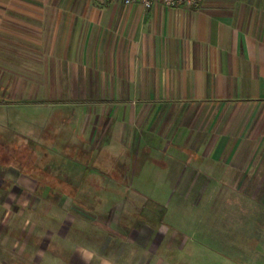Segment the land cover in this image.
Instances as JSON below:
<instances>
[{
  "label": "crops",
  "instance_id": "0c3cea01",
  "mask_svg": "<svg viewBox=\"0 0 264 264\" xmlns=\"http://www.w3.org/2000/svg\"><path fill=\"white\" fill-rule=\"evenodd\" d=\"M10 112L51 131L40 160L69 152L84 177L264 192V0H0V130Z\"/></svg>",
  "mask_w": 264,
  "mask_h": 264
},
{
  "label": "rangeland",
  "instance_id": "374dc122",
  "mask_svg": "<svg viewBox=\"0 0 264 264\" xmlns=\"http://www.w3.org/2000/svg\"><path fill=\"white\" fill-rule=\"evenodd\" d=\"M20 115L10 112L7 127L24 136L0 130L13 135L0 141L8 146L0 153V264H84L77 250L87 249L97 254L91 264L107 255L118 264H264L259 187L213 190L209 178L199 190L158 176V184L137 178L135 187L134 177L111 167L108 177H84L76 162L60 160L72 159L69 152L40 160L51 131L16 129L28 117Z\"/></svg>",
  "mask_w": 264,
  "mask_h": 264
},
{
  "label": "built area",
  "instance_id": "2783aa9c",
  "mask_svg": "<svg viewBox=\"0 0 264 264\" xmlns=\"http://www.w3.org/2000/svg\"><path fill=\"white\" fill-rule=\"evenodd\" d=\"M104 4L120 2L124 6H141L150 9L155 4H160L167 8H197L201 6L203 0H98Z\"/></svg>",
  "mask_w": 264,
  "mask_h": 264
},
{
  "label": "clouds",
  "instance_id": "9594fccd",
  "mask_svg": "<svg viewBox=\"0 0 264 264\" xmlns=\"http://www.w3.org/2000/svg\"><path fill=\"white\" fill-rule=\"evenodd\" d=\"M80 259L84 261V264H91V261L96 258V252L92 249L77 250ZM103 264H111V261L104 259Z\"/></svg>",
  "mask_w": 264,
  "mask_h": 264
}]
</instances>
